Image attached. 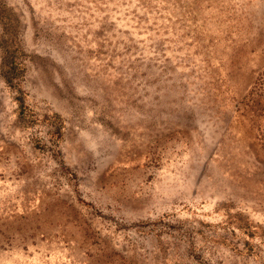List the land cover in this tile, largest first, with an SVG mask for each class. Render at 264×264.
<instances>
[{
    "label": "rangeland",
    "instance_id": "rangeland-1",
    "mask_svg": "<svg viewBox=\"0 0 264 264\" xmlns=\"http://www.w3.org/2000/svg\"><path fill=\"white\" fill-rule=\"evenodd\" d=\"M0 264H264V0H0Z\"/></svg>",
    "mask_w": 264,
    "mask_h": 264
}]
</instances>
